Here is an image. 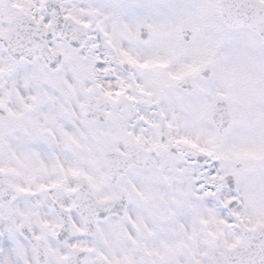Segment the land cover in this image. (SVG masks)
Instances as JSON below:
<instances>
[{"label": "snow or ice", "instance_id": "1", "mask_svg": "<svg viewBox=\"0 0 264 264\" xmlns=\"http://www.w3.org/2000/svg\"><path fill=\"white\" fill-rule=\"evenodd\" d=\"M0 264H264V0H0Z\"/></svg>", "mask_w": 264, "mask_h": 264}]
</instances>
